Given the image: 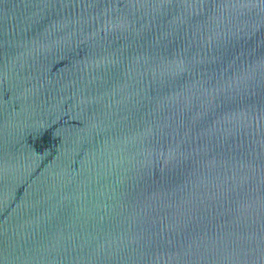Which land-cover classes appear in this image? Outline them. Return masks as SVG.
Wrapping results in <instances>:
<instances>
[{
	"label": "water",
	"instance_id": "1",
	"mask_svg": "<svg viewBox=\"0 0 264 264\" xmlns=\"http://www.w3.org/2000/svg\"><path fill=\"white\" fill-rule=\"evenodd\" d=\"M0 264H264V0H0Z\"/></svg>",
	"mask_w": 264,
	"mask_h": 264
}]
</instances>
